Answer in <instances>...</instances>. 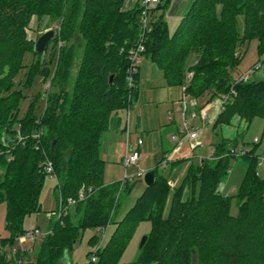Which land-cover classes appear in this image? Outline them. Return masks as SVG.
<instances>
[{
  "label": "trees",
  "instance_id": "obj_1",
  "mask_svg": "<svg viewBox=\"0 0 264 264\" xmlns=\"http://www.w3.org/2000/svg\"><path fill=\"white\" fill-rule=\"evenodd\" d=\"M170 2L160 0L149 10L150 31L143 32L140 0L128 9L125 0H0V202L5 205L8 233L0 240L1 248H12L26 232L25 218L40 212L39 195L48 177L42 171L46 160L57 182L54 193L63 203L76 199L81 190H91L56 219L49 227L52 234L32 255L17 253L16 259L62 264L84 231L110 227L104 242L96 236L88 239L94 251L84 264H119L138 225L149 222L151 229L136 264H264V174L257 173L264 158V150L258 153L261 140L248 144L238 137H221L213 155L190 165L176 188L159 168L170 162L178 166L182 160L163 166L160 158L151 169L154 184L144 185L123 215L118 195L130 194L132 182L121 193V182L103 183L101 139L111 115L129 110L138 97L139 67L133 86L127 77L129 51L139 44L142 59L156 65L165 85L184 87L185 97L209 103L229 96L212 123L214 130L236 118L246 127L256 118L264 123V0H194L173 32L165 19ZM33 17H48L59 28L49 43L56 49L45 63L41 57L49 44L37 54L35 42L27 38ZM77 37L82 54L69 89ZM253 40L260 67L253 78L237 82L240 50ZM28 54L33 60L19 88L16 79ZM38 77L49 83L50 91L36 92L21 117L25 91ZM40 98L44 109L38 117ZM237 160L245 164L237 192L220 193L218 186ZM233 203L235 216L230 213ZM2 249L0 264H13Z\"/></svg>",
  "mask_w": 264,
  "mask_h": 264
},
{
  "label": "rangeland",
  "instance_id": "obj_2",
  "mask_svg": "<svg viewBox=\"0 0 264 264\" xmlns=\"http://www.w3.org/2000/svg\"><path fill=\"white\" fill-rule=\"evenodd\" d=\"M136 0L131 2L134 6ZM194 0H181L174 17H171L168 13L173 8V5L177 0H171V4L165 13V19L167 21L170 32H173L180 24L181 18L187 12L190 4ZM126 2V1H125ZM49 30H54L55 34L58 33L59 28L56 22L49 20L48 17L35 18L30 21L26 33L28 40L36 42L37 39ZM60 43V45H59ZM76 47L75 59L70 72V86L74 81V77L78 70L80 57L82 54V43L78 39L73 41ZM57 48L62 46L61 42L56 45ZM56 49L52 44H49L47 50L41 57V63H45L49 58L53 50ZM240 52L243 55L242 61L238 68V73L241 74L246 70L252 68L257 64V42L255 40L244 45ZM33 60V56L28 54L25 57L24 65L26 66L18 75L16 82L21 83L19 88L24 86L26 81L25 74L28 72L27 68L30 66ZM192 61V58L188 60V63ZM52 71L53 66H49ZM253 78V77H252ZM183 87H170L165 85V81L155 64H152L149 60L143 58L142 63L139 65V79H138V97L133 99L132 106L130 107L127 115V111H121L118 114L111 115L108 123V131H106L101 139L99 147V157L103 161V183L111 184L114 182H121L123 178L134 175L138 170L147 172L156 166L160 160L162 152L167 151L173 161H181L178 166L168 163L164 168H159L160 173L164 175L173 187H178L186 174V171L190 165H196L201 162L202 159H209L213 155V146L219 141L221 137L233 139L238 137L244 143L251 144L254 139L261 140L258 148V153H262L264 150V123L261 119H254L251 124L246 127L245 122L236 118L229 126L212 128L213 118L217 116L218 110H220V100L214 99L209 103H206L204 99L195 100L187 97L188 102H197L196 112L203 110L205 117L202 118L199 114L192 117L190 110L187 112L184 118L182 114V107L180 102L183 100ZM49 83L41 82L38 77L35 79L32 87L25 91L27 99L20 104V116L22 117L29 105V100L35 95L36 92H49ZM221 106V105H220ZM44 109V102L42 98L39 99L36 104L35 114L40 117ZM170 121L175 123L171 124ZM240 121V122H239ZM120 123V130L116 141H112L111 136L117 130V124ZM239 122V123H237ZM186 128L191 131L193 129L198 130V138L193 142H182L179 146H176V142L172 137L179 134V132ZM177 130V134L175 133ZM123 132V133H121ZM141 139L143 146H139L140 159L137 166H133L125 169L123 166V159L129 145L133 150L137 149L136 142ZM127 140V145H126ZM179 148L178 154H174L175 148ZM162 151V152H161ZM261 162V161H260ZM260 164V163H259ZM263 164L258 166V176L262 177L264 174ZM245 171V164L242 160L232 162L231 169L227 179L218 186L220 193L235 194L240 186L243 174ZM57 182L52 177H46L42 190L39 195V204L41 207L40 212L34 213L25 218L23 223V229L28 231L32 229H39L44 231L48 229L57 219L58 211V198L54 193V188ZM133 189L130 194L121 193L124 189V185L120 184L119 203L122 204L120 214L123 215L125 211L134 203L135 199L141 194L144 188L143 178H136L131 183ZM231 215L237 214V209L233 203L230 209ZM5 205L0 202V240L8 237V233L5 230ZM151 225L149 222H143L138 225L136 231L130 240L125 252L123 253L119 264H136V260L139 255V244L144 236H147L150 232ZM112 228L98 229V230H86L81 234L80 239L74 244L67 255L68 261L72 264H84L88 262L90 256L89 252L94 251V247L88 246L87 241L90 237L96 236L100 242L107 240ZM104 234V238H103ZM39 244V243H38ZM38 244L33 246L30 250L32 255L34 250L38 248ZM0 249L1 246H0ZM7 251V247H4L2 251Z\"/></svg>",
  "mask_w": 264,
  "mask_h": 264
},
{
  "label": "built area",
  "instance_id": "obj_3",
  "mask_svg": "<svg viewBox=\"0 0 264 264\" xmlns=\"http://www.w3.org/2000/svg\"><path fill=\"white\" fill-rule=\"evenodd\" d=\"M159 2H160V0H140L141 7L143 8L142 18H141V30L143 32L150 31V28L148 26V12L150 9L155 7ZM59 45H60V43H59ZM142 52H143V46L141 44L137 45L136 48L131 49L129 51L128 60H129L130 65H131V69H130V73L127 77V82H128V85L130 87L133 86V74L136 73L139 65L142 63V55H141ZM262 58L264 59V54H263ZM259 67H260V63L256 64L254 67H252V68L246 70L245 72L241 73V75L237 79V82H245L248 79H250L252 77L253 73L256 70H258ZM184 89L185 88L183 87L182 88L183 100H182V102H180L181 107H182L181 111H182L184 118L186 117V114L189 110H190V112H192L191 113L192 117H195L197 114H199L202 118H204L205 113L203 110L198 111V113L196 112V110H194V108H196V106H197V104H196L197 102L195 101L192 103V102H188L186 100V97L184 95ZM231 94H233V92H231ZM228 98H229V96L225 97L224 100L220 101V103L221 104L224 103ZM128 111L129 110H127V115H128ZM184 128H185V130L179 132V134L174 135L172 137L173 141L176 142V146H179L184 141L193 142L198 138V130L197 129H193V130L189 131L186 128L185 123H184ZM257 141L258 140L255 138L254 142H257ZM142 143H143L142 140L138 139L136 142L137 148L139 146H142ZM127 147H128V149H127L125 157L123 159V166L125 169L133 167V166H137V163L140 159V153L137 149L133 150L129 145H127ZM178 149L179 148L177 147L174 150L177 151ZM263 160H264V158H261V160H260L261 162H260L259 166L261 164H263ZM169 161H170V157L166 156L164 158V161H163V166H165L166 163ZM42 171L47 176L55 179L54 173H53V168H52L50 161L46 160L43 163ZM145 173L146 172H144V171L138 170L134 175L123 178L121 181V183H122L121 186L125 185L127 182H133L134 179H136V178H143ZM90 192H91V190H88V192H86L85 190H81L76 199L69 198V199H67L66 203H63V201L59 198L58 199V211L56 214L57 218H60L61 216L65 215L67 213L68 209L70 207L75 206L77 202L82 201L86 197H88ZM51 234H52V231L49 228L44 230V231H41L39 229H32V230L26 231L23 235L19 236L16 239V243L12 248L7 249L6 260L7 261H13V264H28L29 260H27L26 257L16 259L15 255L17 253H20V257H22L25 254H30V250L33 248V246L40 243L46 236L51 235ZM103 238H104V234H103ZM91 261L92 262L95 261L94 256L91 257Z\"/></svg>",
  "mask_w": 264,
  "mask_h": 264
},
{
  "label": "water",
  "instance_id": "obj_4",
  "mask_svg": "<svg viewBox=\"0 0 264 264\" xmlns=\"http://www.w3.org/2000/svg\"><path fill=\"white\" fill-rule=\"evenodd\" d=\"M54 37V30H49L47 31L46 33L42 34L38 39L37 41L35 42L34 44V51L37 53V54H41L44 52L45 48L48 46V44L50 43V41L53 39ZM112 81V77H110V80L109 82L111 83ZM154 171L150 170V171H147L145 174H144V177H143V182H144V185L146 187H151L153 184H154ZM147 240V236H144L141 241H140V244H139V250L143 247V245L145 244ZM62 264H68V258H67V255H65L62 259Z\"/></svg>",
  "mask_w": 264,
  "mask_h": 264
},
{
  "label": "crops",
  "instance_id": "obj_5",
  "mask_svg": "<svg viewBox=\"0 0 264 264\" xmlns=\"http://www.w3.org/2000/svg\"><path fill=\"white\" fill-rule=\"evenodd\" d=\"M126 2H125V4H124V8L125 9H128V8H130V5H132L131 4V2L133 1V0H125ZM181 2V0H177V2L173 5V8L171 7V10H170V12L168 13L171 17H174V14H175V12H176V10H177V7L179 6V3ZM220 105L221 104H219V107H220ZM218 112H219V110H218ZM215 118V117H214ZM213 118V119H214ZM240 122V121H239ZM239 122H237V123H239ZM169 123H171V124H173V123H175L174 121H170ZM119 130H120V123L118 122V124H117V130L114 132V134L111 136V139H112V141H116V139L118 138V133L117 132H119ZM177 128H176V131H175V133L177 134ZM108 131V130H107ZM121 133H123V132H121ZM128 143H127V140H126V145H127ZM142 146H143V143H142ZM139 148V147H138ZM138 148H137V150H138ZM174 150V149H173ZM139 151V150H138ZM162 152V151H161ZM167 151H165V152H162V153H160L161 154V157L160 158H165L166 156H169L170 157V160H172L171 159V156H170V154L169 153H166ZM178 152H179V150H177V151H175L174 150V154H178ZM140 153V152H139ZM112 184V183H111ZM105 185H107V184H105ZM109 185V184H108Z\"/></svg>",
  "mask_w": 264,
  "mask_h": 264
}]
</instances>
